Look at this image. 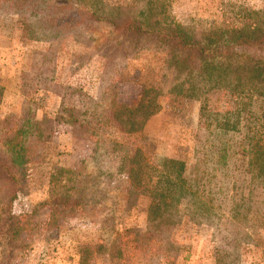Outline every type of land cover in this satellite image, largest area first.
I'll use <instances>...</instances> for the list:
<instances>
[{
  "label": "rangeland",
  "instance_id": "rangeland-1",
  "mask_svg": "<svg viewBox=\"0 0 264 264\" xmlns=\"http://www.w3.org/2000/svg\"><path fill=\"white\" fill-rule=\"evenodd\" d=\"M83 1L99 12L130 6L137 10L154 2ZM263 9L264 0H156L154 13L164 22L203 32L233 27L243 12ZM29 30L13 14L0 12V142L14 119L26 120L30 114L39 121L44 116L53 119L62 99L71 100L75 91L86 108L100 115L115 98L133 104L140 90L149 88L161 111L138 134L104 125V132L90 137L77 127L56 124L51 139L38 145L35 163L15 172L21 192L13 211L29 213L46 200L50 177L59 169L72 171L64 176L79 206L55 219L38 211L11 245L0 247V264H79L82 246L107 242L123 248V254L94 252L89 264H264V182L246 172L244 130L223 134L212 131L213 124L208 130L199 125L205 97L207 116L217 107L223 110L225 102L209 95L188 97V89L201 91L199 79L194 87L178 74L162 45L142 44L131 48L126 59H109L100 50L108 35L105 27L67 36L63 44L42 30L30 36ZM260 104L261 100L255 102L251 111L257 112ZM258 114L245 111L241 126ZM103 138L140 148L151 164L163 157L184 162L187 182L208 212L194 213L183 200L164 214L168 221H149L148 208L155 200L128 192L118 167L119 153L101 149L93 154ZM0 162H9L4 148Z\"/></svg>",
  "mask_w": 264,
  "mask_h": 264
},
{
  "label": "trees",
  "instance_id": "trees-1",
  "mask_svg": "<svg viewBox=\"0 0 264 264\" xmlns=\"http://www.w3.org/2000/svg\"><path fill=\"white\" fill-rule=\"evenodd\" d=\"M84 3L83 0H0V12L19 18L20 26L30 29V36L34 30H42L53 41H61L62 44L72 34L91 33L98 27H105L108 35L100 47L104 49L100 50L109 59H126L131 48L142 44L166 47L168 62L178 74L189 78L194 87L199 79L201 91L188 89V97L198 99L209 95L225 102L221 107L223 110L217 107L207 116L205 101L209 97H205L201 106L204 114L200 116L199 125L208 130L209 124H213L212 131L223 134L244 130L241 152L247 158L246 172L264 182V9L243 12L241 22L233 27L196 32L156 18V0L145 2L137 10L130 6L117 7L110 12H99ZM52 72L54 69H50ZM49 79L55 80L53 75ZM138 96L133 104L115 98L99 115L95 109L86 108L82 95L75 91L70 94L71 100L62 99L53 119L44 116L39 121L33 114L26 120L14 119L9 125L8 136L0 142V149L4 148L9 159L8 163L0 162V247L5 243L11 245L21 235L25 221L38 211H45L50 219H55L79 206V198L70 194L65 181L67 176L64 174L72 171L59 169L50 177L46 200L35 205L29 213L15 214L13 211L21 192V183L15 172L35 163L38 145L51 139L53 127L56 124L77 127L82 135L90 137H97L98 131L104 132V125L121 133L138 134L146 122L161 111L156 94L149 88H142ZM260 100L257 112H252L251 108ZM245 111L251 115L259 114L256 118L250 116L252 121L247 120L246 126H241L244 119L241 115ZM101 149L106 153H119L118 167L127 179L129 193L155 200L148 208L149 221H168L164 214L171 213L183 200L194 208V213L208 212V207L198 200L193 185L187 182L184 162L163 157L151 164L140 148L105 138L96 142L92 152L96 154ZM114 246L111 242L82 246L79 264H89L94 252L110 250L116 256L122 255L123 248Z\"/></svg>",
  "mask_w": 264,
  "mask_h": 264
}]
</instances>
